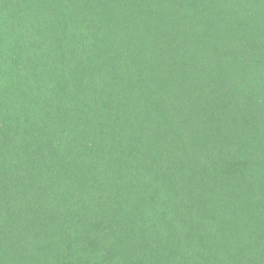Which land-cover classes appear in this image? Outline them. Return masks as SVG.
I'll return each mask as SVG.
<instances>
[{
	"label": "trees",
	"instance_id": "obj_1",
	"mask_svg": "<svg viewBox=\"0 0 264 264\" xmlns=\"http://www.w3.org/2000/svg\"><path fill=\"white\" fill-rule=\"evenodd\" d=\"M0 264H264V0H0Z\"/></svg>",
	"mask_w": 264,
	"mask_h": 264
}]
</instances>
